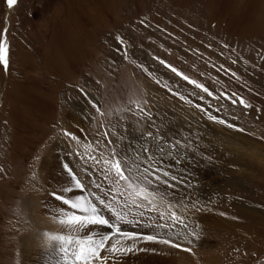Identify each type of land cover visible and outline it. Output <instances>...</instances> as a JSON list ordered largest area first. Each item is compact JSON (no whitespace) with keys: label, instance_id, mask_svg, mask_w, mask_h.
<instances>
[{"label":"rangeland","instance_id":"374dc122","mask_svg":"<svg viewBox=\"0 0 264 264\" xmlns=\"http://www.w3.org/2000/svg\"><path fill=\"white\" fill-rule=\"evenodd\" d=\"M5 29L0 264H76L61 251L75 235L105 238L97 256L108 259L77 244L80 264L84 252L88 264H264V0H0ZM145 144L176 178L154 185L163 202L104 177L114 147L134 158ZM54 192L110 200L124 214L103 209L112 223L158 239L99 225L74 234L68 218L85 213Z\"/></svg>","mask_w":264,"mask_h":264},{"label":"snow or ice","instance_id":"6c2138e0","mask_svg":"<svg viewBox=\"0 0 264 264\" xmlns=\"http://www.w3.org/2000/svg\"><path fill=\"white\" fill-rule=\"evenodd\" d=\"M7 6L11 9L13 8L17 3L18 0H6ZM7 29L4 30L3 33H0V64H3L5 69H7V58H6V48L4 41L2 37H5L7 35ZM118 43H120V39L117 40ZM161 63H165L164 61H161ZM166 67H169L172 72H174L177 76H180L182 79L186 80L188 83L193 84L197 88H201L203 91L207 92L208 95H213L208 89L203 88L201 84H199L196 81L191 80L189 77L185 76L181 72H179L176 68L172 67L171 65L165 64ZM234 75V74H233ZM226 98L227 94L224 93ZM183 99V97H181ZM230 99V98H229ZM234 104L236 101H232ZM188 103H192L191 101H188ZM239 103L243 106H247L245 104V101L243 98H239ZM94 107H97L98 105L93 103ZM199 107V106H198ZM139 108V106H138ZM140 111H146L143 108L139 109ZM203 111L204 109L201 108ZM209 119H216V117L209 116ZM220 123H225L224 121H220ZM229 127H234V125H228ZM64 135L69 136L73 139H75L73 133L65 131ZM149 138H151V133H149ZM174 147V146H173ZM143 155H140L137 153L134 158L129 157L127 155H122L119 152L115 150V147L113 149V156L111 159L105 160V169H104V177L106 180L109 181L111 185H114L117 190H120L121 188L126 189H132V192L128 193L129 197L133 196V193H136L137 190L139 193H143L145 198L152 197L155 198L157 196H160L161 201L163 202L164 196L162 193L158 191L154 185H156L157 181L160 183H163L165 185H168L171 188L175 187L174 183H170V181H174L176 178L171 175L170 172H168L166 169L160 166L159 161L156 160L155 155L152 152V149L150 146L145 144V146L142 149ZM89 159H94V157H89ZM100 160L97 159V163H99ZM115 170V179L111 176L112 170ZM164 177H168L169 179H164ZM120 182H123L121 184ZM76 187L83 190L82 185L79 180H77ZM65 191H69L68 189H65ZM107 191V190H105ZM52 196L54 199L62 201L64 204L69 205L73 210L82 211L85 213V215H77L76 212H73L72 216L68 218V224L69 227L72 229L73 233H79V230L91 225H99V226H107L111 229H114L117 233H119L123 237H127L128 239H134L139 238L143 240H156L158 239L157 236L153 235H147V234H141V233H132V232H126L123 229H121L118 224L112 223V221L107 218L103 214V209H108L112 211L113 216L116 218L117 221H123L124 220V214L121 212H117L115 210V205L110 201L106 200L103 197H95V201L97 202H89L84 200H76V201H70L64 196L58 194V193H52ZM133 204H137L138 202L135 199H132ZM151 203V201H149ZM170 205L173 203L172 201L168 202ZM127 203L124 204V208H127ZM139 206V205H138ZM141 216L144 215V213H140ZM161 219H164L163 213H161ZM174 219H179V217H174ZM136 223H139V221H136ZM165 225H160V227H164ZM56 239H59L61 241L64 240L63 236L57 237ZM74 243H73V237L68 238V243L72 244V247L69 249H61V251H67L72 254L73 257H75L76 264H80L81 260V251L76 248L77 244L84 245L86 244L87 248L91 249V256L92 258H98L101 260H107L108 257H98L97 253L104 248L105 245V238H101L99 240H94L91 236L88 237H82L79 235L74 236ZM163 243H171L169 240H163L161 241ZM173 247H179V245L172 244ZM109 251L116 252L117 249L113 247L112 249H108ZM139 251H143V249H138ZM187 250V249H186ZM128 251H132L131 248L128 249ZM88 253H83V264H88Z\"/></svg>","mask_w":264,"mask_h":264},{"label":"bare ground","instance_id":"6f19581e","mask_svg":"<svg viewBox=\"0 0 264 264\" xmlns=\"http://www.w3.org/2000/svg\"><path fill=\"white\" fill-rule=\"evenodd\" d=\"M79 112H80V111H79ZM80 113L83 114V112H80ZM78 117H81V115H77V116H75L74 118H72V122L75 123L74 121H75ZM57 149H58L57 151H60V153L62 152V146H61V144L57 145ZM57 151H56V153H57ZM65 161H66V160L63 159V157H61V162H60V163H61L62 165H64V166H65V164H67V162H68V161H66V162H65ZM56 162H57V160H56ZM64 166H63V167H64ZM173 183H174V182H173ZM154 187H156V186H154ZM156 188L158 189V187H156ZM181 188H182V187H181ZM159 189H160V188H159ZM159 189H158V190H159ZM165 191H166V190H165ZM73 194H74V193H73ZM170 194H171V193H170ZM72 197H73V196H72ZM164 198H165V197H164ZM159 199H160V198H159ZM213 216H215V217H217V218H221V217H218V215H213ZM38 220H40V219H38ZM41 220L43 221V220H46V219H45V218H42ZM42 223L44 224V221H43ZM102 236H103V235H102ZM46 237H47V235L44 236L45 240L47 241V238H46ZM106 238H107V237H106ZM177 252H178V251H177ZM47 255H48V254H47ZM175 261H176V260H175ZM210 261H211V260H210ZM211 263L213 264V263H214V260H213ZM182 264H183V263H182Z\"/></svg>","mask_w":264,"mask_h":264}]
</instances>
